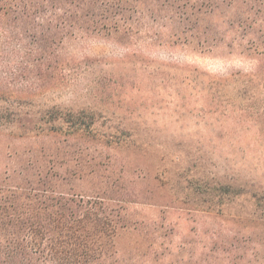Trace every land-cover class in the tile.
<instances>
[{
    "label": "rangeland",
    "instance_id": "rangeland-1",
    "mask_svg": "<svg viewBox=\"0 0 264 264\" xmlns=\"http://www.w3.org/2000/svg\"><path fill=\"white\" fill-rule=\"evenodd\" d=\"M72 5L0 83V191L108 217L96 264H264V0Z\"/></svg>",
    "mask_w": 264,
    "mask_h": 264
},
{
    "label": "trees",
    "instance_id": "trees-1",
    "mask_svg": "<svg viewBox=\"0 0 264 264\" xmlns=\"http://www.w3.org/2000/svg\"><path fill=\"white\" fill-rule=\"evenodd\" d=\"M72 4L73 0H0V59L16 58L0 64L1 84H10L21 71L18 61L29 52H42L43 39L55 36L45 26L61 29L84 23L88 14L79 8L73 12ZM22 26L31 31H22ZM108 29L119 32L116 26ZM27 38L36 41L33 46ZM6 97L0 93V104L8 102ZM51 122L57 131L62 126L68 130L90 126L83 111L55 113ZM30 197L17 190L0 191V264H96L109 255L113 235L108 217L88 208L75 215L70 199L51 197L45 204Z\"/></svg>",
    "mask_w": 264,
    "mask_h": 264
}]
</instances>
